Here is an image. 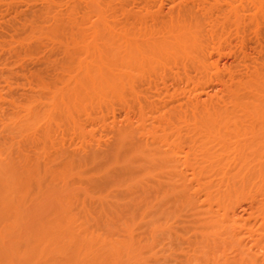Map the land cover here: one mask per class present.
Here are the masks:
<instances>
[{
    "label": "bare ground",
    "instance_id": "bare-ground-1",
    "mask_svg": "<svg viewBox=\"0 0 264 264\" xmlns=\"http://www.w3.org/2000/svg\"><path fill=\"white\" fill-rule=\"evenodd\" d=\"M12 1L9 2L10 5ZM117 1L46 0L44 1L46 6H41L39 12L36 6L37 14L35 12L34 17L31 16L33 19L29 17L32 23H27H30V26L32 24L33 29L29 30L26 23H18L23 27L25 25V30L27 28L35 37L52 39V45L59 43L62 46V50L60 46L58 48L63 51L61 52L63 61L62 58L59 60L61 75L53 72L55 76H49L50 79L47 77V81L38 78L39 86L45 88L44 93L47 91L43 101L45 109L41 108L43 112L38 111V113L35 109L33 111L30 107L28 109L26 107L21 116L16 113L19 122L18 120L13 122V124L19 123L21 145L26 143L33 148L35 146L38 152L34 150L37 153L33 154L34 151H28L31 148L25 150L26 148L23 149L19 145L20 148H17L19 152L15 153L17 158L0 159V264H149L150 260L155 258L153 251L159 248L155 246H158L159 242L161 244L168 234L170 240L177 241V231H175L177 225L173 227L174 222L177 223V206L190 209L194 219L191 226H194L196 221L192 231L196 229L197 224L201 228L200 231L196 229L201 234L199 235L201 238L197 237L196 240L201 241L195 240V251L190 240L192 245L189 251L192 249L194 255L193 252L189 255L192 254L194 257L190 255L186 258V252L184 257L178 258V260L183 258L180 264H264V255H262L263 259L259 257L264 249L262 244L259 245L264 238V61H262L264 54L257 62V57L255 60L250 57L249 59L254 62L252 63L251 60L245 62L247 65L251 63L250 66H245V69V64L242 63L243 66L241 64L240 66L236 59L238 71L240 69L241 71L237 73V69L236 71L233 69L231 71L233 74L235 71V76L231 71V74L226 75L229 81L228 85H224L225 92L220 89L225 93L223 96L219 94V97L210 99L208 95V101L205 99L202 101L200 95L203 92L200 91L201 94L198 88L202 90L201 87L206 84L203 85L200 81V83L196 82L197 84L193 83L195 84H192L193 87L190 86V93L194 97L191 95L193 98L191 97L192 99L187 103L190 117L195 123L191 125L193 129L190 124L188 127H191L189 130L194 131L193 133L198 132L199 136L193 142L189 140L188 135H185L186 139L192 141L189 143L191 145L187 144L189 153L181 152L185 147L180 148L181 150L177 148L180 144L177 143V130H179L177 116L187 117L185 111L182 112L175 107L177 98L160 101V103L168 102L160 106H155L159 103V99L154 105L147 100L152 105L145 104L144 108L141 103L146 99L144 96V101L140 99L138 112L137 109L134 112L135 105L133 106L132 103L135 100L139 101L137 99L139 82L141 89V83L150 73L161 71L163 74L168 67L178 70L180 67L177 68L176 65L179 62L183 68H180L181 71L184 68L188 70L192 66L190 69L193 73L195 70L204 77L213 74L216 79L219 78L218 83L222 81L220 77H225V73L228 74L229 70L227 68L228 71L224 70L225 73L221 75V70L218 69V59L221 56L225 57L222 50L221 56L218 54L220 45L223 44L224 47V42L233 36L236 38L239 36L237 34L242 36L243 31L247 32L248 26L253 29L259 25L258 22H264V0H189L188 3L186 0V3L183 2L184 0H140L144 3L140 4L145 6L143 9L147 6L152 7V11L158 9L152 13L148 10L150 7L146 8L149 12L137 7L145 11L143 12L145 15L129 11L130 5L127 0H123L129 5L128 8L126 7L127 10L123 1ZM34 3H37L36 0ZM2 4L4 5V2ZM164 5L169 11H166V14L162 12L163 15L160 11ZM14 11L17 13L16 10ZM148 18L151 23L149 20V23L147 22ZM1 20L0 24L3 23ZM14 21L16 22V19ZM261 23L260 25L264 26V23ZM241 25L247 28L243 30ZM232 27L234 29L230 32ZM240 29L242 35L238 33ZM251 33L253 34L252 31ZM29 39L30 37L24 41ZM243 43L244 41L241 40L240 45H244ZM229 46L231 48L230 44ZM240 48L243 47L239 46L238 49ZM242 52L245 54L244 48ZM214 55L220 58H214ZM246 55L241 56L245 58L244 60L238 58L239 63L248 59ZM184 63L190 64L188 68ZM207 77L206 80H209ZM149 80L143 82L148 87L153 78ZM209 83L212 84L210 81L207 84ZM143 88L145 92L148 89ZM139 96L143 99V95ZM148 98L150 99V95ZM184 103L186 106L185 99ZM115 106L119 108L118 113L115 111ZM132 109L134 114L137 113V119L133 118ZM119 118H122L123 123L120 120L122 124L117 122ZM147 119L153 122L147 123ZM95 124L99 127L104 125L105 129L106 126H110L111 132H107L113 135L112 139L110 137V141L106 142L104 138L105 143L97 139L96 132L94 133L93 129V131L89 130L91 127L94 128ZM186 127L185 129H188ZM60 128L63 133L65 129L67 130L64 135L69 131L71 136L76 138L77 144L75 142L76 145L73 142L72 144L75 145L74 147L78 146L77 150L81 153L77 151L66 154L59 151L61 143H64V140L60 141L64 138H62L63 133L59 132ZM55 129L56 131L58 129V133ZM103 132L102 129L100 133ZM56 133L62 134L60 139L56 138L58 136ZM227 135H233L235 140L231 139L232 142H229ZM20 138L17 136V139ZM13 139L11 141L15 142ZM89 139L90 144L87 142ZM95 144L96 147L93 146ZM92 146L95 149H92ZM9 147L7 149L13 150ZM17 149L15 147V150ZM2 157L5 156L2 154ZM178 164L184 166L183 169L186 170L177 171L180 167ZM247 188L255 190L261 201L253 221L248 222L251 217L247 218L246 222L243 218L241 220L244 221L234 218L232 206H235V202L232 206L229 203L227 205L225 202L230 201L231 198L228 195H224L228 197V201L220 200L221 203L226 204L223 207L219 203L223 207L221 213L220 210L217 212L212 210L211 202L219 195L238 194L239 191L241 193V190ZM221 197L219 196V199ZM238 200L240 201V198ZM191 216L188 215V218ZM238 220L242 222L241 225ZM204 230L208 234H204ZM171 233L175 238L172 239ZM222 236H226L224 238L227 239L224 241L229 239V242H222L220 239ZM218 237L221 245L217 240ZM245 237L249 242L251 240L250 243L253 242V245L243 242L242 238ZM202 243L203 246L200 245ZM222 243L230 245L231 250L234 251L232 257L228 256L230 251L228 255H224L227 254L224 252L226 248L222 249L223 252L218 248L224 256L221 255L223 256L221 258L218 255L216 246L223 247ZM198 244L202 246L201 254L197 251ZM214 249L218 253H214ZM205 250H209L210 253L207 254ZM215 254L218 257H215ZM168 255L171 256L170 252ZM197 255L202 256L201 258L198 256V259Z\"/></svg>",
    "mask_w": 264,
    "mask_h": 264
},
{
    "label": "rangeland",
    "instance_id": "rangeland-1",
    "mask_svg": "<svg viewBox=\"0 0 264 264\" xmlns=\"http://www.w3.org/2000/svg\"><path fill=\"white\" fill-rule=\"evenodd\" d=\"M2 1V2H1ZM8 1V3H6V0H0V12L2 13V15H1V13H0V20H1V18H2V20H1V22H3V23H1L0 24V156L2 157V154H3V156H5L4 158L2 157V158H0L1 160L2 159H5L6 160V158L8 159V158H17V155L16 154H18V152H19V150L17 149V148H23V149H25V150H27V148H31L30 150H28V151H31V152H33L34 150H36L37 152H38V150H37V148L34 146V148H33V146L31 147V146H29L28 144L26 145V143H23V146L21 145V141H22V139L20 138V136H19V123H14L13 124V122H15L16 120H18V117L16 116L18 113L20 114H18L19 116H21V114L23 113V110H25L26 109V107H27V109L30 107L31 109H33V111H34V109H35V112H38V111H40L41 113L43 112V109H45V103L43 102V101H45V99L44 98H46V96H47V91H46V93H44L45 92V88L43 87V86H39V84L40 83H38L39 82V79L41 80V81H43V79H45L46 81H47V79L49 78L50 79V77L49 76H52L53 74V72H54V74L55 73H57L56 75H61L62 74V70H61V64H60V62H59V60L62 58V61H63V55H62V53H63V51H61L62 50V46L59 44H55V43H53V45H52V39H49V38H46L45 36V38H46V40L45 39H42L43 38V36H41V39H40V37H35V36H33L32 35V33L29 31V30H31V28L33 27V25L31 24V26H30V23H32V22H30L31 20H30V18L29 17H34V15H35V12L37 11L36 10V6H38L37 7V9H38V11L37 12H39V11H41V9L40 8H42L45 4H44V1H46V0H36V2L37 3H39V4H37V3H34L35 2V0L33 1V0H13L12 1V4L11 5H14V7L13 6H11L10 5V3H11V0H7ZM15 1V2H14ZM19 1V2H18ZM31 1V2H30ZM39 1V2H38ZM119 1V0H118ZM117 1V2H118ZM120 1H123V0H120ZM124 1H126V0H124ZM123 1V2H124ZM143 1V0H142ZM187 1V3H188V1L189 0H186ZM190 1H192V0H190ZM189 1V2H190ZM4 2V5L6 6H4L2 3ZM10 2V3H9ZM14 2V3H13ZM17 2V3H16ZM22 2V3H21ZM23 2H25V3H23ZM43 2V3H42ZM128 2V4L130 5H126V3ZM127 2L125 3V5H123V6H125V8L127 7V6H129V8H128V10L129 11H131V12H134V13H140V14H143V15H145L143 12H149L148 10H151L150 12H156V11H152V7H150V9H146V8H149L148 6L146 7V8H144V9H146L145 11H143L144 9H143V6L144 5H140V4H142L143 2H141L140 0H127ZM130 2V3H129ZM132 2H134V3H132ZM137 4H136V3ZM183 2H185V0L183 1ZM19 3V4H18ZM26 3H28V4H26ZM31 5H30V4ZM123 3V4H124ZM186 3V2H185ZM22 4H23V6H22ZM35 4V5H34ZM42 4V5H41ZM144 4V3H143ZM25 5V6H24ZM34 5V6H33ZM137 5V6H136ZM20 6V7H19ZM40 6V7H39ZM42 6V7H41ZM46 6V5H45ZM44 6V7H45ZM9 7V10H7V8ZM11 7V8H10ZM16 7V8H15ZM31 7V8H30ZM142 8L143 10H140V9H138V8ZM145 7V6H144ZM164 8V10L162 9L160 12L162 13H165L166 14V11L168 12L169 10L168 9H166V5H164L163 6ZM20 8V10H21V12L19 13V11L20 10H17V9H19ZM27 8V9H26ZM33 8V9H32ZM124 8V7H123ZM127 8L125 9V10H127ZM167 8H168V6H167ZM11 9H12V11H11ZM16 10V12L18 13V14H21V15H18L17 13H15V11L14 10ZM24 9V10H23ZM26 9V10H25ZM29 9V10H28ZM40 9V10H39ZM154 9V8H153ZM175 9V8H174ZM173 9V10H174ZM7 10V11H6ZM43 10V9H42ZM34 11V12H33ZM175 11V10H174ZM11 14H10V13ZM14 12V13H13ZM24 12V13H23ZM37 12H36V14H37ZM13 13V14H12ZM162 13V14H163ZM24 14V15H23ZM30 16H29V15ZM33 14V15H32ZM14 15V16H13ZM26 15H28V16H26ZM164 15V14H163ZM2 16V17H1ZM10 16V17H9ZM12 16V17H11ZM15 16H17V17H15ZM7 17L9 18V19H7ZM19 17V18H18ZM22 17V18H21ZM31 17V19H33ZM23 18H25L24 20H25V22H23L22 20H23ZM27 18H29V19H27ZM7 19V20H6ZM16 19V22L14 21ZM29 20V21H27V20ZM147 20V22L149 23V21H150V19L148 18V19H146ZM149 20V21H148ZM22 21V22H21ZM33 21V20H32ZM261 21V20H260ZM7 22V23H6ZM13 22V23H12ZM21 22V23H20ZM27 22H30V23H27ZM244 22H245V19H244V21H243V24H244ZM247 22V21H246ZM22 24V23H26V26H27V28L29 29V30H27V28H26V30H27V33H26V30H25V25H24V27H23V25H19V24ZM147 23V24H148ZM150 23H151V21H150ZM249 23V22H248ZM248 23H246L247 25H248ZM260 23L261 22H258V24L259 25H257L255 28L253 27V29H250L251 27L250 26H248V30H246L247 32L245 33V31H243L244 29H246L245 27L243 28V26H242V31L244 32V34L242 35V33L243 32H240L241 31V29L239 30V32L238 33H241V35L242 36H240V34H237V35H239V36H237L236 37V34H235V37L236 38H241V40L242 41H244V45H245V47H244V45H240V43H241V40L238 38V40L236 39V38H234V36L233 37H231V35H233V34H231L230 36L229 35H227V36H229V37H231V39L230 40H228V39H226V40H228V41H230V43L228 42H224V47L222 46L223 44H221L220 45V52L218 53V54H220V56H221V53L223 52L224 54L223 55H225V57L224 56H221V58H220V56H215L214 55V58H220V59H218V62L220 63H218V69H219V71L221 72V75L222 74H224L225 73V71L227 72L228 70H229V73L228 74H226L225 73V77H224V79H223V77L221 78L220 77V80H222V81H220L219 83L217 82L218 80H219V78L218 79H216V76H214L213 74H211V72H210V74L211 75H206V77H207V79L209 78V80H206V77H204L203 76V74H200V73H196L195 72V70H194V73H193V70L192 69H190V68H192V66L190 67V68H188V65H190V64H185L186 66H187V68H188V70L186 69V68H184V70H182L181 71V69H183V68H181V66L179 65V63H178V65H176L177 66V68L178 67H180L178 70H179V72H178V70L176 69V68H172L171 69V67H168V68H166V70H164L165 72H167V73H165V72H163V74H162V72L160 71V73H150L149 75H148V78H145L144 80H143V82L144 81H146L147 79L149 80V78H150V80L149 81H151V79L153 78V80H152V83L150 82V86L148 87V86H146V84L145 83H141L142 84V86H141V89L139 88L140 87V82L137 84V92L139 93V94H137V92H136V94L138 95L136 98L137 99H139V101H134V102H132L133 103V106H134V112H135V110L137 109V111L136 112H138V105H141V103H142V107H144L145 108V104H150V103H152L153 102V105L155 104V103H157V100H158V102L159 103H157V104H155V106L157 105H162L163 103L161 102L160 103V101H164V100H171V98L172 99H175L176 100V98H177V103L175 102L174 103V105L176 104L177 106H175V107H177V110H178V108H179V110H181L182 112H184L185 111V115H187V117H184V115L183 116H181V117H178L177 116V129H179V130H177V143L179 144V146L177 147V148H181L182 149V147L184 148H186V150H185V148L181 151L182 153L183 152H187V153H189V145H191V144H189V143H192V141L194 142V140H196L197 139V137L199 136V134H198V132H195V133H193L194 131H190L189 130V128H191L193 125V123H195V121L193 122V120H192V118L190 117V111H189V108H188V100H191L193 97H194V95H192L191 93H190V90L189 89H191L190 88V86L191 87H193V85H195V84H193V83H200V81H201V84H203V85H205V86H203V88L201 87V89L202 90H200L199 88H198V90H199V92L200 91H202L203 92V97H201L202 95H200V98H201V100L202 101H204L203 99H205V101H208V98H207V96L209 95L210 96V99L211 98H214V97H216V96H218L219 94H220V96L222 95H224L225 93H223V92H225V86L226 85H228V81H229V79H228V75L229 74H233V69L236 71V69H237V73L239 72V71H241V69L238 71V68H237V60H238V64L240 65H242L243 66V64L242 63H244L245 65H244V69H245V66H247L248 67V65H249V63H248V65L246 64L247 62H249V60H251V62L253 63L254 62V60L256 59V57H257V59H256V62L258 61V60H261V56L264 54L263 52H264V26L263 25H260ZM262 23H264L263 21H262ZM261 23V24H262ZM8 25H10V26H8ZM150 25V24H149ZM245 25V24H244ZM30 27V28H29ZM227 27H231V26H227ZM226 27V28H227ZM250 27V28H249ZM262 27V28H261ZM11 28H13V29H11ZM258 28V29H257ZM16 29V30H15ZM17 29H19V30H17ZM25 30V32H24V30ZM33 29V28H32ZM234 28L232 27L229 31L231 32V30H233ZM249 29L253 32V34L251 33V31L249 32ZM257 29V30H256ZM11 30V31H10ZM228 30V29H227ZM227 30H226V32H227ZM256 30V31H255ZM13 31V32H12ZM16 31V33H14ZM29 31V32H28ZM260 31V32H259ZM33 32V31H32ZM262 32V33H261ZM23 33V34H22ZM34 33V32H33ZM261 33V34H260ZM247 34V35H246ZM15 35V37H13ZM20 35H21V37H20ZM24 35V36H23ZM28 35H29V37H30V39L32 40V41H30V39H29V41H24V40H26V39H28L29 37H28ZM31 35V36H30ZM246 37H245V36ZM261 35V36H260ZM263 35V36H262ZM17 36H18V39H17ZM26 36V39H24V37ZM33 36V37H32ZM226 36V37H227ZM35 37V38H34ZM250 37V38H249ZM10 38V39H9ZM21 38V39H20ZM244 38H246V39H244ZM253 38V39H252ZM34 39V40H33ZM37 41H36V40ZM41 40V43H40V40ZM261 39V40H260ZM11 40V41H10ZM14 40H16V41H18L17 43H15L14 42ZM20 40H22V41H20ZM48 40H50L51 42H49ZM232 40V41H231ZM237 40V41H236ZM249 40V41H248ZM260 40V41H259ZM45 41V42H44ZM238 41H240L239 43H237ZM247 43H246V42ZM251 41V42H250ZM12 42V43H11ZM25 42L27 43V44H25ZM45 44H44V43ZM49 42V43H48ZM54 42H56V41H54ZM259 42V43H258ZM15 43V44H14ZM22 43H24V44H22ZM50 43H51V45H50ZM231 45V48H230V46L228 47V45ZM232 43V44H231ZM254 43V44H253ZM261 43V44H260ZM29 44V45H28ZM31 44V45H30ZM42 44V45H41ZM48 44V45H47ZM33 45H34V47H33ZM54 45H57V47L56 46H54ZM227 45V47H225ZM234 45V46H233ZM236 45V46H235ZM241 47H243L244 48V53L245 54H247L246 56V58H248L246 61H243L245 58H241V56H243V55H245V54H243V48H240V49H238L239 48V46ZM16 46V47H15ZM19 46V47H18ZM25 46V48H26V50H25V48H23ZM58 46H60L59 48L61 49V50H59V48H58ZM223 48H222V47ZM27 47H29V48H27ZM31 47H32V49H31ZM39 47V48H38ZM43 47V48H42ZM47 47V48H46ZM50 49H49V48ZM229 48H230V50H229ZM246 48V49H245ZM224 49V50H223ZM28 50V51H27ZM36 50V51H35ZM43 50V51H42ZM49 50H51L50 52H49ZM221 50H222V52H221ZM229 50V51H228ZM234 50V51H233ZM241 50V51H240ZM24 51V52H23ZM26 51V52H25ZM30 51H32L31 53H30ZM47 51V52H46ZM54 51V52H53ZM60 51V52H59ZM241 52L243 55H241V53L239 54V52ZM256 51V52H255ZM258 51H259V54H260V56H259V54H258ZM29 52V53H28ZM62 52V53H61ZM229 52H231V53H229ZM251 52V53H250ZM260 52H262V54L260 53ZM62 55V56H61ZM234 55V56H233ZM240 55V56H239ZM236 57V58H235ZM240 57V59H243L242 60V62L241 63H239V58ZM252 58V59H254V60H252V59H249V58ZM48 58V59H47ZM260 58V59H259ZM262 58L264 59V57L262 56ZM46 59H47V61H46ZM237 59V60H236ZM48 60H50V61H48ZM216 60V59H215ZM221 60V61H220ZM262 61H264V60H262ZM261 61V62H262ZM52 62V63H51ZM233 62V63H232ZM236 62V64H234ZM246 62V63H245ZM50 63V64H49ZM54 63V64H53ZM258 63H260V61L258 62ZM52 64V65H51ZM181 64V63H180ZM183 64V66L184 67H186L185 65ZM230 64V65H229ZM233 64V65H232ZM223 65V66H222ZM235 65V66H234ZM240 65V66H241ZM250 65H251V63H250ZM249 65V66H250ZM252 65H254V64H252ZM176 66H174V67H176ZM226 66V67H225ZM233 66V67H232ZM52 67V68H51ZM55 67V68H54ZM172 67H173V65H172ZM225 69H224V68ZM235 67V68H234ZM47 68V69H46ZM49 68V69H48ZM227 68H228V70H227ZM240 68V67H239ZM242 68V67H241ZM53 69V70H52ZM169 70V72L170 73H168V70ZM175 69H176V72L174 73L173 71H175ZM194 69V68H193ZM223 69V70H222ZM57 70H59L58 72H57ZM225 70V71H224ZM232 70V71H231ZM243 70V69H242ZM186 71H188V72H186ZM190 71V72H189ZM192 71V72H191ZM230 71H231V73H230ZM235 71H234V74L236 75V73H235ZM159 72V71H158ZM172 72V73H171ZM181 72V73H180ZM183 72V73H182ZM223 72V73H222ZM47 75H46V74ZM59 73H61V74H59ZM177 73H179L178 75H177ZM185 73V74H184ZM214 73V72H213ZM217 73V72H216ZM215 73V74H216ZM153 74V75H152ZM157 74V75H156ZM170 74V75H169ZM218 74V73H217ZM216 74V75H217ZM233 74V75H234ZM150 75L151 76H153V77H150ZM160 75V76H159ZM162 75H164L163 77H165L164 79H163V77H162ZM177 75V76H176ZM184 75H185V77H184ZM190 75V76H189ZM198 77H197V76ZM212 75L214 76L213 77V79H212ZM219 75H220V73H219ZM220 75V76H221ZM227 75V76H226ZM234 75V76H235ZM37 76V77H36ZM41 76H43V77H41ZM55 75H53L52 77H54ZM155 76L157 77V78H159V77H161V78H159L158 80H157V78H155ZM172 77V78H170V77ZM175 76V77H174ZM180 76V77H179ZM181 76H183V77H181ZM203 76V77H202ZM48 77V78H47ZM188 79H187V78ZM199 77H200V79H199ZM217 77H219V76H217ZM39 78V79H38ZM175 78V79H174ZM193 78V79H192ZM204 78V80H202V79ZM161 79L163 80V81H161ZM186 79V80H185ZM216 79V80H215ZM157 80V81H156ZM160 80V81H159ZM168 80V81H167ZM183 80L185 81V82H183ZM188 80V81H187ZM190 80V81H189ZM193 80V81H192ZM198 80V81H197ZM214 82H213V81ZM225 80V81H224ZM226 80H227V82H226ZM155 81H156V83H155ZM171 81V82H170ZM186 81H187V84H186ZM191 81H192V83H191ZM205 83H204V82ZM211 82L212 84H207L208 82ZM148 82V81H147ZM146 82V83H147ZM154 82V83H153ZM162 82H165V83H162ZM172 83V84H171ZM182 83V84H181ZM196 83V84H197ZM214 83H215V85H214ZM144 84V85H143ZM152 84V85H151ZM156 84V85H155ZM167 85V87H166V85ZM186 84V85H185ZM191 84V85H190ZM193 84V85H192ZM200 84V85H201ZM219 84V85H218ZM221 84V85H220ZM222 84H223V87H222ZM148 85H149V82H148ZM161 85V86H160ZM162 85H165V87L164 86H162ZM180 85V86H179ZM182 85H185V86H182ZM199 85V86H200ZM225 85V86H224ZM39 87V88H38ZM143 87H146V92H145V88H143ZM157 89H155V88ZM158 87V88H157ZM176 87H177V89H176ZM212 87V88H211ZM41 88H43V89H41ZM149 88H150V91H149ZM163 88H164V90H163ZM168 88V89H167ZM182 88V89H181ZM224 90H223V89ZM153 89V90H152ZM155 89V90H154ZM163 90V92L164 91H168L167 93L166 92H164V93H166L167 95L165 96V94L162 92V90ZM167 89V90H166ZM173 89H175L174 91H173ZM181 89V90H180ZM223 91H221V90ZM40 90H42V91H40ZM141 90V91H140ZM159 90V91H158ZM180 90V91H179ZM188 92H187V91ZM206 90V91H205ZM40 91V93H38ZM136 91V90H135ZM140 91V92H139ZM154 91H156V93L154 92ZM182 91H183V93H182ZM42 92V93H41ZM147 92H150V94L149 93H147ZM151 92H153V94H151ZM158 92V93H157ZM187 92V93H186ZM147 93V94H146ZM161 93V94H160ZM182 93V94H181ZM190 93V94H189ZM210 93V94H209ZM222 93V94H221ZM43 94V95H42ZM45 94V95H44ZM158 94V95H157ZM164 96H163V95ZM172 94H173V96H172ZM179 95L178 97H176L177 95ZM207 94V95H206ZM213 94H215V95H213ZM139 95H143V99H142V96H139ZM149 95H150V99L148 98L149 97ZM156 95V96H155ZM188 95V96H187ZM193 97H192V96ZM211 95H212V97H211ZM45 96V97H44ZM144 96H146V99H145V97ZM154 98H153V97ZM158 96H159V98H158ZM175 96V97H174ZM183 96V97H182ZM185 96H186V98H185ZM42 97V98H41ZM162 97H164V98H162ZM166 97V98H165ZM174 97V98H173ZM181 97V98H180ZM192 97V98H191ZM219 97V96H218ZM37 98V99H36ZM41 98V99H40ZM148 98V99H147ZM157 98V99H156ZM168 98V99H167ZM188 98V99H187ZM39 99H40V101H39ZM143 100L144 101V99H145V101L144 102H141V100ZM153 99H156V100H153ZM184 99H185V102L187 103V105L185 106V103H184ZM209 99V100H210ZM33 100V101H32ZM37 100V101H36ZM41 100H42V102H41ZM150 101V103L148 102V101ZM30 101V103H28V102ZM36 101V102H35ZM34 102V103H33ZM40 102H41V104H42V106L40 105ZM137 102H139L138 104H137ZM141 102V103H140ZM148 102V103H147ZM170 102V101H169ZM180 102V103H179ZM40 105H38V104ZM130 103H131V101H130ZM132 103H131V105H132ZM165 103L166 104H168V102H166L165 101ZM164 103V104H165ZM44 105V106H43ZM130 105V106H131ZM150 105H152V104H150ZM179 105H181V106H179ZM184 105V106H183ZM44 107V108H43ZM116 107V109H115V111L117 112V111H119V108H117L118 106H115ZM141 107V108H142ZM147 107V106H146ZM181 107V108H180ZM186 107V109H184ZM22 108H24V109H22ZM39 108V109H38ZM41 108H43V109H41ZM131 108H132V106H131ZM140 108V107H139ZM167 108H169V106L167 107ZM36 109H37V111H36ZM133 109H132V113L134 114V112H133ZM166 110V109H165ZM188 111V112H187ZM21 112V113H20ZM121 112V111H120ZM17 113V114H16ZM39 113V112H38ZM118 113V112H117ZM116 113V114H117ZM122 113V112H121ZM188 113H189V115H188ZM91 114V113H90ZM93 115H94V113H92ZM16 116V117H15ZM96 116V115H95ZM133 116V115H132ZM137 113H135L134 114V116H133V118H135V119H137ZM150 116V115H149ZM14 117H15V120H14ZM92 118H93V116H91ZM97 117V116H96ZM191 119H190V118ZM82 118H84V117H82ZM184 118H186V119H184ZM134 119V122L136 121ZM120 120H121V122L123 121L122 120V118H119V120H117V122L119 123L120 122ZM183 120V121H182ZM85 121V120H84ZM151 122L152 120H150V119H147V123H149V122ZM187 121V122H186ZM188 121H190V122H188ZM18 122H19V120H18ZM120 122V123H121ZM153 122V121H152ZM185 122V123H184ZM123 123V122H122ZM121 123V124H122ZM183 123V124H182ZM190 124V126L191 127H188V125ZM94 126V128H92L91 127V129H89V130H94V133L96 132V135H95V137L97 138V139H99V140H102V141H106V142H108V141H110L109 140V138L110 139H112V137H113V135L111 134V133H109V132H107V131H110L111 129L109 128L110 126H106V129H105V126L104 125H100V127L98 126V124H95V125H93ZM185 126H187L188 127V129H185ZM61 127H63V126H61ZM179 127V128H178ZM186 127V128H187ZM89 128V127H88ZM194 127H192V129H193ZM61 129L62 128H60L59 129V132L60 133H63V130H62V132H61ZM64 129V128H63ZM87 129V128H86ZM102 129H103V134L102 133H100V132H102ZM105 129V130H104ZM88 130V129H87ZM88 130V131H89ZM92 130V131H93ZM100 130V131H99ZM181 130V131H180ZM55 131H56V129H55ZM57 131H58V129H57ZM56 131V132H57ZM65 132L67 131L66 129L64 130ZM92 131H89V132H92ZM180 133H179V132ZM64 132V133H65ZM98 132V133H97ZM111 132V131H110ZM187 132H189L188 134H187ZM58 133V132H57ZM56 133V134H57ZM64 133H63V135L62 134H60V135H62V138L64 137V138H66V139H60V135L59 134H57L58 136H56V138L58 137L59 139H60V141H62V140H64V143L62 142L61 144L63 145H61V147H63V148H58L59 149V151L60 152H62V153H66V154H72V153H74V152H79V150H77V147L78 146H76V147H74L77 143V140H76V138L72 135L71 136V134H70V132L68 131L65 135H64ZM93 133V132H92ZM185 133V134H184ZM193 134V135H189V134ZM242 133V132H241ZM11 134H12V136H11ZM13 134H15V135H13ZM102 136H101V135ZM195 134V135H194ZM189 138V140H192V141H189L188 140V138L186 139L185 137L186 136ZM17 136H18V138H20V140L19 139H17ZM68 136V137H67ZM100 136V137H99ZM107 136V137H106ZM109 136V137H108ZM228 136V140H229V142L231 141L232 142V140L231 139H234V137H233V135H227ZM226 136V137H227ZM230 136H232L231 138H230ZM235 136V135H234ZM238 136V135H237ZM13 139V141L15 140V142H12L11 140ZM102 138V139H101ZM105 138V139H104ZM108 138V140H106ZM191 138V139H190ZM193 138V139H192ZM238 138V137H237ZM68 139V140H67ZM104 139V140H103ZM182 139V140H181ZM199 139V138H198ZM76 140V141H75ZM180 140L182 141V142H180ZM185 140V141H184ZM226 140H227V138H226ZM235 140V139H234ZM19 141H20V144H19ZM65 141H68V142H65ZM102 141H100V142H102ZM105 141H104V143H105ZM184 141V142H183ZM71 142V143H70ZM72 142L75 144H72ZM87 142H89V144H90V139L89 140H87ZM10 143V144H9ZM17 144V145H13V144ZM69 143H70V145H69ZM92 144H93V142H91ZM104 143H102V145L101 146H103V144ZM12 144V145H11ZM72 144V145H71ZM91 144V145H92ZM187 144H189V145H187ZM10 147H9V146ZM20 145V147H18ZM67 145V146H66ZM91 145H90V148H91ZM185 145V146H184ZM26 146V147H25ZM93 146H95L96 147V144L95 145H93ZM93 146H92V149H95V148H93ZM100 146V147H101ZM11 148L12 147V149L13 150H9V149H7V148ZM15 147H16V149L17 150H15ZM66 149H65V148ZM89 147V146H88ZM70 148V149H69ZM3 149H4V152H2L3 151ZM62 151H61V150ZM79 149V148H78ZM99 149H101V148H99ZM102 149H104V147L102 148ZM101 149V150H102ZM179 149H177V150H179ZM180 149V150H181ZM188 149V150H187ZM76 150V151H75ZM16 151H18V152H16ZM36 151H34L33 152V154L36 152ZM68 151V152H67ZM36 152V153H37ZM2 153V154H1ZM6 153H7V156H6ZM16 153V154H15ZM30 153V152H29ZM79 153H81V152H79ZM36 155V154H35ZM182 155V157H183V154H181ZM179 156V154L177 155V157ZM178 165L180 166V167H178ZM177 165V171H183L184 172V169H183V167L181 166V164H178ZM186 170V169H185ZM177 180H178V178H177ZM179 183L177 182V185H178ZM250 188H247V189H244L243 191L241 190V193H242V195H241V193H239L238 192V194H236V193H230V194H228V193H224V194H222V195H219L220 197H221V199H219V196L216 198V199H214V201H212L211 203V205L213 206H211V208H212V210L213 211H219V213H221L222 212V210H221V208H223L224 206H226V204L228 205V203L230 204V206H232V204L234 205V202H235V206H232L233 207V209H232V212H234L235 213V215H234V213H233V215H234V218H236V220L237 219H239L240 221H244V222H246L247 221V218L249 219V217H251L250 218V220H248V222H251V221H253L255 218H256V216H257V211L259 210V208H260V206L258 205V204H260L261 203V201L259 200L260 198H258V197H260L259 195H258V193H256L255 192V190H249ZM246 190V191H245ZM248 190V191H247ZM222 191L224 192V190L222 189ZM231 191V190H230ZM229 191V192H230ZM251 193H250V192ZM227 192V191H226ZM249 192V193H248ZM245 193V194H244ZM254 193V194H253ZM232 194V195H231ZM236 194V195H235ZM244 194V195H243ZM224 195H228L229 197H233L232 199L231 198H229L230 199V201H228V197L227 196H224ZM239 195L241 196V197H239ZM258 195V196H257ZM237 197V199H236V197ZM253 196H255V197H253ZM225 197V198H224ZM240 198V201L238 200ZM255 198V199H254ZM222 199H223V201L225 200V201H228V202H225V203H221V202H223L222 201ZM201 200H202V198H201ZM216 200V201H215ZM220 200H221V202H220ZM234 200V201H233ZM235 200H238V202H236ZM253 200V201H252ZM217 202V203H216ZM232 202V203H231ZM216 203V204H215ZM219 203H221V205H223V207L219 204ZM237 203V204H236ZM225 204V205H224ZM214 206H215V208H214ZM220 207V209H218V207ZM259 207V208H258ZM184 208H187L188 209V207H184ZM182 206L181 207H179V206H177V223L176 222H174L175 223V225H173V227L174 226H176L175 227V231H177V241H175V239H173V237L175 236L174 234H173V236H172V233H171V237H172V239L174 240H170V238H169V234L167 235V237H165L164 238V240H162L161 241V244H160V242H159V244L160 245H162V246H160L159 244H158V246H155V247H159V248H155V250L153 251V255H154V259L153 260H150V263L149 264H154L156 261V263L155 264H180L181 262V260L183 261V258H181V260H178V258H180V257H184L186 254H184V253H186L187 252V255L185 256L186 258H188L187 256H189L190 257V255H192V254H190L189 255V253L190 252H193V250H194V246H196V242H195V240H196V238L198 237V238H201V236H199V235H201L199 232H197V230L196 229H199L198 231H200V229L201 228H199V224H197L198 226V228L196 227V229H194L193 231H192V229L193 228H195V226H196V221H195V223H194V226L192 225L191 226V224H193L192 223V220L194 221V219L192 218V216H191V212L189 211V210H187V209H184ZM236 208V209H235ZM185 210H187V211H185ZM255 211V212H254ZM181 212V213H180ZM184 212H185V215H184ZM188 212H190V213H188ZM253 213H255L254 215H252ZM188 215L189 216H191L190 218H188ZM182 216V217H181ZM186 217L188 218V219H186ZM238 217V218H237ZM241 217V218H240ZM180 218V219H179ZM244 219V220H241V219ZM254 218V219H253ZM253 219V220H252ZM238 220V221H239ZM176 221V220H175ZM239 221V222H240ZM190 223V224H189ZM241 223L242 222H240V225H241ZM257 228V227H256ZM195 230H196V232H195ZM203 230V229H202ZM253 230H254V228H253ZM257 230V229H256ZM255 230V231H256ZM142 231V230H141ZM140 231V232H141ZM195 232V233H194ZM205 232V233H204ZM204 234H208L207 233V231L206 230H204ZM193 233H194V235H193ZM201 233H202V231H201ZM196 235V236H195ZM210 235V234H209ZM213 235V234H212ZM247 236V235H246ZM164 237V236H163ZM220 237H221V235H220ZM220 237H218L217 238V240L220 238ZM224 237H226V236H224ZM223 236H222V238H220V239H222V242H225V243H227V242H229V239L228 240H226V241H224V239H227V238H224ZM161 238L162 237H160L159 238V240H161ZM175 238V237H174ZM246 238V237H245ZM245 238H242V240H243V242L245 241V242H247V243H250L251 242V240H250V242H249V239L247 240V238L245 239ZM166 240V241H165ZM168 240V241H167ZM188 240H189V242H188ZM192 241V243H193V250L191 249V251H189L190 250V248H191V241ZM193 240H194V242H193ZM198 241L200 240V239H197ZM196 240V241H197ZM174 242V244L176 245H174V244H172L173 242ZM197 241V242H198ZM201 241V240H200ZM219 241V240H218ZM221 241V240H220ZM220 241H219V244L221 245V243H220ZM164 242V243H163ZM167 242V243H166ZM188 242V243H187ZM260 242H262V243H260L259 245H261L262 244V246H264V238L260 241ZM166 243V244H165ZM170 243V244H169ZM195 244V245H194ZM224 246L222 247V246H220V245H218V246H216L217 248H216V250H218V248H220L221 249V252H223V250L222 249H224V248H226V249H224V252L226 253L227 252V254H224V255H228V251H230V253H229V255L228 256H230V257H232V251L233 250H231V248H230V245L228 244H224V243H222ZM251 245H253V242L252 243H250ZM169 245H171V246H169ZM172 245H174V247H172ZM199 245V244H198ZM200 245H202L203 246V243L202 244H200ZM199 245V247L197 248L198 250L197 251H199V253L201 254L202 252H203V250H202V246H200ZM258 245V246H259ZM168 246V247H167ZM227 246V247H226ZM229 246V247H228ZM262 246H260V247H262ZM222 247V248H221ZM163 248H165V249H163ZM170 248V249H169ZM156 249H158V251H156ZM163 249V250H162ZM228 249H230V250H228ZM160 250H162V251H160ZM170 250V251H169ZM172 250V251H171ZM215 250V249H214ZM215 250V252L214 253H218V251H219V254L218 255H220V257H221V255H223V254H221V252H220V250H218V251H216ZM195 251V250H194ZM206 251V250H205ZM204 251V252H205ZM209 251V250H208ZM208 251H206L207 252V254H209L210 252H208ZM169 252H170V254H171V256L170 255H168L169 254ZM171 252H173V253H171ZM176 254H175V253ZM205 252V253H206ZM234 252V251H233ZM262 253H260V255H259V257L261 258L262 257V255H264V249H263V251H261ZM152 253V252H151ZM157 253V254H156ZM168 253V254H167ZM204 253V254H205ZM163 254V255H162ZM166 255V257H165V255ZM204 254H203V256H204ZM149 255H151V254H149ZM148 255V256H149ZM153 255H151V256H153ZM156 255H161V256H157L156 257ZM193 255H194V252H193ZM192 255V256H193ZM196 255V254H195ZM223 255V256H224ZM235 255V254H234ZM162 256H164L163 258H162ZM168 256V257H167ZM172 256H173V258H175V259H173L172 258ZM177 256V257H176ZM198 256H200V258H201V256L202 255H197V257ZM210 256V255H209ZM222 256V257H223ZM171 259H170V258ZM194 257V256H193ZM192 257V258H193ZM215 257H218L216 254H215ZM219 257V258H220ZM221 257V258H222ZM153 258V257H152ZM151 258V259H152ZM158 260H157V259ZM165 258V259H164ZM177 258V259H176ZM186 258H185V260H186ZM196 258V257H195ZM156 259V260H155ZM164 259V260H163ZM198 259H199V257H198ZM261 259H263V257L261 258ZM154 260H155V262H154ZM176 260H178L179 261V263H178V261H176ZM174 261H176V262H174Z\"/></svg>",
    "mask_w": 264,
    "mask_h": 264
}]
</instances>
